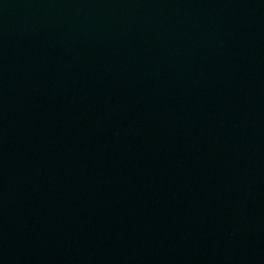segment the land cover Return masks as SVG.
I'll list each match as a JSON object with an SVG mask.
<instances>
[{
	"label": "water",
	"instance_id": "water-1",
	"mask_svg": "<svg viewBox=\"0 0 264 264\" xmlns=\"http://www.w3.org/2000/svg\"><path fill=\"white\" fill-rule=\"evenodd\" d=\"M0 264H264V0H0Z\"/></svg>",
	"mask_w": 264,
	"mask_h": 264
}]
</instances>
